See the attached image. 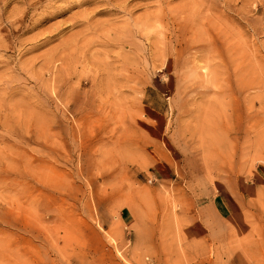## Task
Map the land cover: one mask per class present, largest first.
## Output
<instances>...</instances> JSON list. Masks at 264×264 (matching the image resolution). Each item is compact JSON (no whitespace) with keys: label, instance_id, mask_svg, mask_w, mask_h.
<instances>
[{"label":"rangeland","instance_id":"374dc122","mask_svg":"<svg viewBox=\"0 0 264 264\" xmlns=\"http://www.w3.org/2000/svg\"><path fill=\"white\" fill-rule=\"evenodd\" d=\"M49 1L0 0V264H264V0Z\"/></svg>","mask_w":264,"mask_h":264},{"label":"bare ground","instance_id":"6f19581e","mask_svg":"<svg viewBox=\"0 0 264 264\" xmlns=\"http://www.w3.org/2000/svg\"><path fill=\"white\" fill-rule=\"evenodd\" d=\"M49 1V0H48ZM51 1H53V0H51ZM50 2V1H49ZM80 2H82V0L80 1ZM41 19H43V18H41ZM42 21V20H41ZM38 22H39V20H38ZM31 39V38H30ZM38 42V41H37Z\"/></svg>","mask_w":264,"mask_h":264},{"label":"crops","instance_id":"0c3cea01","mask_svg":"<svg viewBox=\"0 0 264 264\" xmlns=\"http://www.w3.org/2000/svg\"><path fill=\"white\" fill-rule=\"evenodd\" d=\"M100 219V218H99ZM101 220V219H100ZM105 220L104 219H102V222H104Z\"/></svg>","mask_w":264,"mask_h":264}]
</instances>
